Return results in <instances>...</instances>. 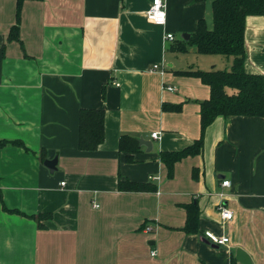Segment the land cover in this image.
<instances>
[{
  "label": "crops",
  "instance_id": "obj_1",
  "mask_svg": "<svg viewBox=\"0 0 264 264\" xmlns=\"http://www.w3.org/2000/svg\"><path fill=\"white\" fill-rule=\"evenodd\" d=\"M152 1L27 0L20 41H9L18 0H0V264H232L238 248L264 264V118H218L202 153L177 163L172 178L161 162L162 152L201 138L200 102L210 88L177 73L205 63L213 71L221 57L175 47L201 20L213 27L214 0H164V27L147 19ZM245 40L246 72L264 76V17L248 19ZM82 109L105 111L95 151L79 148ZM123 135L153 141L152 150L140 145L129 162ZM55 158L51 173L45 162ZM121 180L157 190L121 192ZM221 202L231 221L222 220ZM192 205L198 224L187 232ZM4 206L52 218L39 228ZM207 231L229 244L210 243Z\"/></svg>",
  "mask_w": 264,
  "mask_h": 264
},
{
  "label": "trees",
  "instance_id": "obj_2",
  "mask_svg": "<svg viewBox=\"0 0 264 264\" xmlns=\"http://www.w3.org/2000/svg\"><path fill=\"white\" fill-rule=\"evenodd\" d=\"M27 0H18L16 24L11 29L9 41H20L21 14ZM41 1V0H32ZM205 1V0H198ZM251 17H264V0H214L213 27L206 20H201L197 31L189 41L180 40L175 50L187 53L195 48L202 55H222L234 57L231 70L224 71H180L177 74L198 78L210 88V98L200 102L201 138L191 146L179 152H162L161 162L172 178L177 163L202 153L206 130L218 118L257 117L264 118V76L249 74L245 69L246 61V30L247 21ZM183 105L164 104V111L180 112ZM79 148L82 151H95L105 141V111L98 109H82L79 115ZM13 144L23 146L21 142ZM121 152L131 154L129 162H134L133 155L141 151L137 138L123 135L120 139ZM196 176V175H195ZM121 192H156L157 185L121 180L118 185ZM8 213L19 214L36 220L39 228L43 222L52 218L51 214L25 215L19 211L9 210ZM199 210L195 205L188 207L187 232L197 229ZM232 264H237L233 258Z\"/></svg>",
  "mask_w": 264,
  "mask_h": 264
},
{
  "label": "built area",
  "instance_id": "obj_3",
  "mask_svg": "<svg viewBox=\"0 0 264 264\" xmlns=\"http://www.w3.org/2000/svg\"><path fill=\"white\" fill-rule=\"evenodd\" d=\"M147 19L156 26L164 27L167 23V4L164 0H153L149 10L146 13ZM165 39L167 41H175V36L173 34H167ZM152 71H160L161 74L165 73L164 68L161 65H154ZM166 90L176 91L175 87L164 86ZM161 133L156 132L152 134V138L155 140L160 139ZM65 185V183H62ZM222 187H230L231 182L229 180H224L221 184ZM225 195L220 194V198L224 199ZM218 210L220 212L223 221H231L233 219V212L229 210L222 202L220 203ZM147 232H152V227L146 228ZM205 238L212 244L217 246H227L229 244V238L227 236H218L211 231L205 233ZM155 255V253H153Z\"/></svg>",
  "mask_w": 264,
  "mask_h": 264
},
{
  "label": "water",
  "instance_id": "obj_4",
  "mask_svg": "<svg viewBox=\"0 0 264 264\" xmlns=\"http://www.w3.org/2000/svg\"><path fill=\"white\" fill-rule=\"evenodd\" d=\"M182 38L185 41H189L191 38V35L185 34L183 35ZM139 143L141 146H145L148 152L152 150L153 141H147L141 138L139 139ZM57 163H58V158H55L53 160H47L45 162V166L51 171V173H54L55 171H57ZM236 259L241 264H253V260L251 256L241 248H238L236 251Z\"/></svg>",
  "mask_w": 264,
  "mask_h": 264
},
{
  "label": "rangeland",
  "instance_id": "obj_5",
  "mask_svg": "<svg viewBox=\"0 0 264 264\" xmlns=\"http://www.w3.org/2000/svg\"><path fill=\"white\" fill-rule=\"evenodd\" d=\"M212 23H213V20H212V17H211V27L213 26ZM201 57H203V58H201L203 60L210 59V58H206V56H201ZM213 57H221V58H215V59H217L214 62L216 71H218V70L224 71V70H231L232 69V63L230 62V64H228V60L227 59H230V61H233L234 57H226V56H220V55L219 56H213ZM203 65H204L203 68H205L204 71L211 70V69H208V68H211V67H209V65H207L206 63L203 64Z\"/></svg>",
  "mask_w": 264,
  "mask_h": 264
}]
</instances>
